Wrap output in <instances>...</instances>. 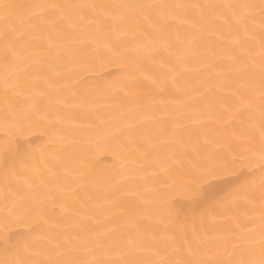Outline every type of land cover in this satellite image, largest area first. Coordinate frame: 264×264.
Instances as JSON below:
<instances>
[{
    "label": "bare ground",
    "instance_id": "obj_1",
    "mask_svg": "<svg viewBox=\"0 0 264 264\" xmlns=\"http://www.w3.org/2000/svg\"><path fill=\"white\" fill-rule=\"evenodd\" d=\"M0 264H264V0H0Z\"/></svg>",
    "mask_w": 264,
    "mask_h": 264
}]
</instances>
